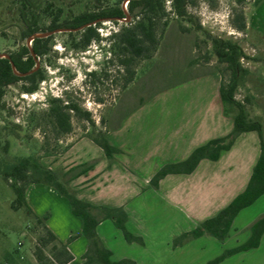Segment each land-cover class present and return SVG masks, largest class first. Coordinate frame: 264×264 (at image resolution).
Instances as JSON below:
<instances>
[{
  "label": "rangeland",
  "instance_id": "374dc122",
  "mask_svg": "<svg viewBox=\"0 0 264 264\" xmlns=\"http://www.w3.org/2000/svg\"><path fill=\"white\" fill-rule=\"evenodd\" d=\"M32 1L34 6L30 10L38 14L43 28L56 14L62 20L120 3L119 0ZM256 1L190 0L187 7L190 21L177 18L170 1H165L163 9L152 15L153 41L143 39L140 56H133L120 41V36L132 30L138 21L128 13L127 21L100 20L95 27L98 39L86 47L74 46L79 43L82 31L52 34L50 52L36 61L43 74L37 90L27 93L28 84L18 82L5 88L1 101L0 264H10L7 257L15 264H39L33 250L40 234L25 209L11 207L15 199L14 180L5 179L3 172L23 157L44 168L52 166L74 142L94 138L98 132L114 131L129 117L123 116L133 110L134 117L120 129L119 135L124 138L149 135L150 124L171 118L174 106L178 107L174 108L179 111L177 115L182 114L179 106L187 102L188 92L163 93L176 81L214 73L228 85L231 71L218 60L212 38L235 42L240 47L241 71L234 98L245 106L251 119L264 122V24L260 28L250 24ZM120 5L126 10V1ZM19 9L20 5L12 0H0V54L16 52L21 44H27L28 40L21 39L24 25ZM45 34L41 36L46 37ZM68 105L76 106L78 111H71ZM52 108H61L69 115L68 133H61L55 126ZM160 108L169 111L164 114ZM132 124L134 127H130ZM68 165H60V169L53 171L60 180L66 172L63 168Z\"/></svg>",
  "mask_w": 264,
  "mask_h": 264
},
{
  "label": "crops",
  "instance_id": "0c3cea01",
  "mask_svg": "<svg viewBox=\"0 0 264 264\" xmlns=\"http://www.w3.org/2000/svg\"><path fill=\"white\" fill-rule=\"evenodd\" d=\"M263 9L264 0L251 12L250 24L258 28L264 24ZM220 84L219 75L212 73L165 89V95L178 90L188 92L189 98L179 106L182 114L177 115L179 111L174 108L178 107L174 106L171 118L151 123L148 128L152 130L147 136L119 135L120 129L134 117L131 112L119 128L118 125L114 131L105 133L108 142L121 151L110 168L103 151L89 138L77 140L52 166H46L55 171L67 163L65 172L96 160L92 170L70 180L67 188L82 202L122 208L127 214V230L143 241V245L127 243L110 220L100 221L96 233L111 252V260L127 259L135 264H206L225 250L244 244L250 237L249 227L264 215L263 194L237 214L224 240L203 235L172 247L175 237L214 217L244 191L260 155L259 137L254 131L241 133L217 160L202 159L190 174H169L159 181L157 189L150 186L151 178L163 166L185 160L197 147L232 131L233 119L223 112ZM160 110L164 114L169 111ZM25 201L34 215L47 216L46 227L66 245L73 257L66 264H82L88 241L82 235V220L73 215L67 199L51 186L29 183ZM7 258L8 263L15 264ZM218 264H264V234L256 248L231 255Z\"/></svg>",
  "mask_w": 264,
  "mask_h": 264
},
{
  "label": "trees",
  "instance_id": "16d2710c",
  "mask_svg": "<svg viewBox=\"0 0 264 264\" xmlns=\"http://www.w3.org/2000/svg\"><path fill=\"white\" fill-rule=\"evenodd\" d=\"M20 5L19 14L24 25L21 32V39L28 40L33 37L31 46L21 44L16 52L8 54V58H0V109L4 90L6 87L24 82L28 84L25 88L27 93L37 90L38 84L43 79V74L36 66L37 59L42 58L50 52L52 34L46 37H37L36 34L50 33L58 30H70L68 34L82 31V35L75 47H86L91 41L98 39L95 27L100 20H111L117 23L118 20L127 18V13L132 18H137L136 26L127 34L120 36V41L125 50L133 56H140L143 52V39L153 41V18L152 15L163 9L165 1H170L172 13L180 19L190 21V14L187 11L190 0H119L126 1V11L120 3L104 8L99 12H83L74 17L60 20V14H56L50 24L43 28L39 24V16L30 8L34 6L32 0H12ZM260 3L256 1L255 6ZM89 25L87 27H83ZM83 27V28H82ZM240 29L244 28L241 24ZM118 33L114 34L117 37ZM212 48L220 62L226 63L231 71L232 78L228 85L221 82L219 88L220 100L225 115L233 119L232 131L222 137L208 141L206 144L194 149L183 161L168 164L159 169L151 178L150 186L157 189L159 181L169 174H190L202 159L215 161L222 151L230 149L235 139L244 132L254 131L258 134L260 143V155L253 167L252 174L244 191L238 194L225 208L219 211L214 217L201 222L194 229L184 232L172 240V247L182 246L185 243L209 235L219 241L224 240L229 233L233 219L244 208L252 205L261 195L264 194V122L253 120L248 116L246 108L234 98V91L237 87V80L241 71L240 58L241 49L235 42L223 41L212 38ZM31 48V49H30ZM189 79H182L172 83L167 88L181 84ZM144 101L141 102V104ZM140 104V105H141ZM68 108L78 111L74 105ZM134 111V110H133ZM123 116L127 117L131 112ZM51 116L55 126L61 133H68L71 130L69 115L61 108H52ZM88 118V115H86ZM91 140L103 151L108 164L113 163L116 154L121 151L112 146L105 137V134L98 132ZM96 164V160L81 163L68 169L60 180L56 174L32 162L28 157H23L17 163L10 165L4 172L5 179L14 180L12 185L15 199L12 201V208L15 210L25 209L26 214L33 219L40 234L33 250V255L39 264H66L72 260V255L65 244L60 242L54 234L46 227L47 216L37 217L34 215L25 201V189L29 183H40L51 186L69 202L73 215L82 220V235L87 239L88 246L83 256L82 264H135L131 260H111V252L107 250L96 233V226L102 220L108 219L119 229L127 243H138L143 245L140 237L134 236L126 228L127 214L122 208H106L93 206L76 198L73 191L67 188V183L80 175L90 171ZM21 183V184H19ZM248 240L233 249L225 250L221 255L207 262L206 264H218L225 258L256 248L259 245L261 236L264 234V215L258 218L250 227Z\"/></svg>",
  "mask_w": 264,
  "mask_h": 264
},
{
  "label": "water",
  "instance_id": "95a60500",
  "mask_svg": "<svg viewBox=\"0 0 264 264\" xmlns=\"http://www.w3.org/2000/svg\"><path fill=\"white\" fill-rule=\"evenodd\" d=\"M125 11V10H124ZM121 20H124V21H127V18H125V19H121ZM87 26H89V25H86V26H83V27H87ZM82 27V28H83ZM58 31H63V32H67V31H70V30H58ZM54 32H50V33H47V34H45L46 36H48V35H51V34H53ZM35 36H37V37H42L41 35H35ZM33 40V37H30V38H28V41H27V45L30 47L31 46V41ZM31 49V48H30ZM0 58H8V54H0ZM39 67V65H38V63H36V66H35V68L32 70V71H34V70H36L37 68Z\"/></svg>",
  "mask_w": 264,
  "mask_h": 264
},
{
  "label": "bare ground",
  "instance_id": "6f19581e",
  "mask_svg": "<svg viewBox=\"0 0 264 264\" xmlns=\"http://www.w3.org/2000/svg\"><path fill=\"white\" fill-rule=\"evenodd\" d=\"M126 11V10H125ZM37 35H41V34H37Z\"/></svg>",
  "mask_w": 264,
  "mask_h": 264
}]
</instances>
